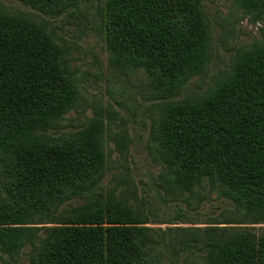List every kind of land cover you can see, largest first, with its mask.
<instances>
[{"label":"trees","instance_id":"16d2710c","mask_svg":"<svg viewBox=\"0 0 264 264\" xmlns=\"http://www.w3.org/2000/svg\"><path fill=\"white\" fill-rule=\"evenodd\" d=\"M58 16L79 0H18ZM264 20V0H237ZM201 0H107L110 58L143 69L164 95L199 75L210 55ZM77 86L47 24L0 13V262L264 264V43L241 51L200 104L166 111L156 132L165 186L194 208L206 190L223 210L210 226L152 228L181 206L133 210L98 192L107 170L97 129L62 133ZM75 203L77 205H75ZM41 225H50L39 227Z\"/></svg>","mask_w":264,"mask_h":264},{"label":"rangeland","instance_id":"374dc122","mask_svg":"<svg viewBox=\"0 0 264 264\" xmlns=\"http://www.w3.org/2000/svg\"><path fill=\"white\" fill-rule=\"evenodd\" d=\"M106 4L107 0H79L61 15L46 16L18 0H0V13L47 24L66 51L77 91L61 132L94 128L101 133L107 156L106 174L98 190L101 196L112 195L133 210L148 209L156 215L153 220H158L163 210L176 206L194 210L181 222H155L149 224L152 228L210 226L209 222L223 210L221 201L204 190L194 195L202 201L189 208L183 194L170 192L158 160L156 128L172 106L184 102L200 105L231 75L241 51L264 43V20L237 0H201L209 31V60L204 70L178 92L164 95L150 84L143 69L126 68L110 58L105 35ZM46 226L50 225L39 227ZM9 264H28V249Z\"/></svg>","mask_w":264,"mask_h":264}]
</instances>
